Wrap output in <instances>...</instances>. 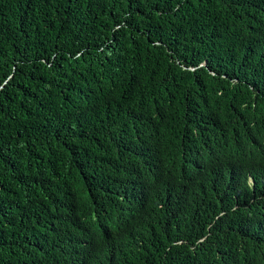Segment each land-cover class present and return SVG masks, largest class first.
Masks as SVG:
<instances>
[{"label":"trees","instance_id":"trees-1","mask_svg":"<svg viewBox=\"0 0 264 264\" xmlns=\"http://www.w3.org/2000/svg\"><path fill=\"white\" fill-rule=\"evenodd\" d=\"M264 0H0V264H264Z\"/></svg>","mask_w":264,"mask_h":264},{"label":"clouds","instance_id":"clouds-1","mask_svg":"<svg viewBox=\"0 0 264 264\" xmlns=\"http://www.w3.org/2000/svg\"><path fill=\"white\" fill-rule=\"evenodd\" d=\"M260 183H264L263 173L242 172L232 168L222 174L215 196L227 205L232 200L245 195L247 191L254 193Z\"/></svg>","mask_w":264,"mask_h":264}]
</instances>
